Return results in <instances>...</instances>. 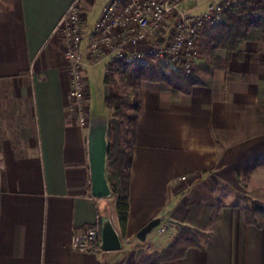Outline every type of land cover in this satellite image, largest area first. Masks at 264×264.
I'll use <instances>...</instances> for the list:
<instances>
[{"label":"crops","instance_id":"0c3cea01","mask_svg":"<svg viewBox=\"0 0 264 264\" xmlns=\"http://www.w3.org/2000/svg\"><path fill=\"white\" fill-rule=\"evenodd\" d=\"M72 1L0 0V264H136L140 253L169 248L181 228L199 242L156 264H264V214L219 197L264 156V132L247 138L240 129L254 123L251 110L264 120V46L245 41L229 56L219 53L213 81L198 77L187 93L173 90L161 74L142 87L123 235L115 197L90 196L87 127L68 112L70 77L55 30ZM108 1L82 0L85 21L96 2L102 9ZM94 23L81 44L89 119L102 118L89 114V78L103 96L101 81L114 61L90 62ZM27 101L30 118L20 113ZM229 101L247 109H231ZM231 129L237 144L227 147ZM103 214L112 218L122 248L74 251L73 233L98 224ZM155 218L164 232L137 240Z\"/></svg>","mask_w":264,"mask_h":264},{"label":"built area","instance_id":"2783aa9c","mask_svg":"<svg viewBox=\"0 0 264 264\" xmlns=\"http://www.w3.org/2000/svg\"><path fill=\"white\" fill-rule=\"evenodd\" d=\"M236 1L211 0L203 11L194 12L196 0H109L101 9L89 41L90 62L121 60L137 66L156 60L188 76L200 55L202 25L216 26ZM81 4L82 0L72 1L55 35L62 43V57L70 77L68 112L80 126L87 127L86 61L81 52L86 22ZM154 230L157 234L164 232V228ZM71 248L81 253L102 252L99 223L73 233Z\"/></svg>","mask_w":264,"mask_h":264},{"label":"trees","instance_id":"16d2710c","mask_svg":"<svg viewBox=\"0 0 264 264\" xmlns=\"http://www.w3.org/2000/svg\"><path fill=\"white\" fill-rule=\"evenodd\" d=\"M245 41L264 44V0H237L228 11L223 13L220 23L214 26L206 41V45L210 48L209 54H211L210 58L213 61V65L217 64V69H219L218 57L212 52L221 50L222 53L229 56ZM156 63V66L146 63L133 67L134 65L126 64L121 60L112 61L107 65L105 74L104 93L107 94V99L113 101L122 99L111 89V85L115 83L113 74L118 68L122 67L127 68L123 75L124 79L135 81L141 78L143 81L150 82L158 79L159 74H161L173 90L181 93H187V89L195 83L188 79H181L178 70H174L172 74H165L161 71L160 67L162 65L160 62L156 61ZM181 81L184 82L182 83ZM138 96L139 94L134 99L132 106H130L132 115L127 119L126 123L108 122L107 141L109 152L107 168L109 169V176L107 181L112 195L115 197L117 222L123 235L125 234L129 214V177L135 144V125L139 110ZM115 108L119 110V106ZM124 116L122 115L121 117ZM115 148L116 151H114ZM258 167H264V156L246 167L245 173ZM196 242H199V237L196 233L181 228L178 237L169 248L160 254L151 256L140 253L136 264H156L161 261L179 258L187 247L192 246Z\"/></svg>","mask_w":264,"mask_h":264},{"label":"rangeland","instance_id":"374dc122","mask_svg":"<svg viewBox=\"0 0 264 264\" xmlns=\"http://www.w3.org/2000/svg\"><path fill=\"white\" fill-rule=\"evenodd\" d=\"M211 0H196V6H194V12L203 11L206 4L210 3ZM191 5V4H190ZM101 11V3L96 2L93 7V10L88 14L86 19V28L91 27V24L94 23V20L98 19L99 12ZM95 21V22H96ZM220 23V22H219ZM95 24V23H94ZM207 28L206 25H202L200 30V38H199V58L194 62L193 69L188 76H182V73L178 70L181 79H188L192 82H196L201 78L202 81H205V84L209 85V82L213 81V77H215L217 72V64L213 66L208 63V60L205 58V54L211 56L207 49L209 48L206 45L207 36L211 34L212 29ZM259 43V42H258ZM261 45V44H259ZM262 47L264 46L261 45ZM214 55L218 57L219 53H222L221 50H216ZM150 62V61H149ZM153 66H156V62H152ZM108 65V64H107ZM157 68V67H156ZM127 71V68H118L113 74V78L115 83L111 85V89L119 95L122 99L119 101H113L111 99H107V94H100L99 89L96 87L97 80L93 77L89 78V114L90 117H102L107 120V122H116V123H126L127 119L132 115V110L130 106L137 95L141 92L142 87L145 85L147 81H143L141 78L136 79L135 81H129L124 79V74ZM173 72V70H172ZM213 76V77H212ZM232 77V75H231ZM102 84L105 82V76L102 79ZM182 82V81H181ZM184 82V81H183ZM182 82V83H183ZM103 97V100H102ZM111 100V101H110ZM104 102V103H103ZM135 105V104H134ZM230 106L231 109L242 110L245 111L247 108L245 105L233 106L232 102H227V106ZM29 106L31 103L27 101L25 110H21L20 113L22 115L29 117ZM116 106H119V110H116ZM234 107V108H233ZM249 113V110H247ZM246 111V112H247ZM251 117L253 118L254 123L243 125L241 129V133L243 137L250 138L251 135H257L264 132V120L263 118L258 117L253 110ZM125 115L124 117H121ZM226 130L225 135H230L228 139H226L227 147L234 144H237L234 141L235 137H233V130ZM251 143V142H250ZM255 145V144H254ZM253 145V147H254ZM116 151V148L114 149ZM109 176V169L107 168V178ZM222 191L219 192L220 198H225V203H235L241 202V206L251 208L252 212L255 213H263L264 214V169L258 171H249L248 173L238 174L237 177L231 179L230 184H225V187H222ZM144 254V253H143ZM139 256V255H138Z\"/></svg>","mask_w":264,"mask_h":264},{"label":"water","instance_id":"95a60500","mask_svg":"<svg viewBox=\"0 0 264 264\" xmlns=\"http://www.w3.org/2000/svg\"><path fill=\"white\" fill-rule=\"evenodd\" d=\"M108 122L103 118L89 119L86 135V152L90 177V196L104 199L112 195L107 181V157L109 145L107 141ZM161 218H155L145 224L136 234V239L145 242L147 235L159 226ZM100 248L104 252L118 251L122 248L121 238L109 214L99 219Z\"/></svg>","mask_w":264,"mask_h":264}]
</instances>
